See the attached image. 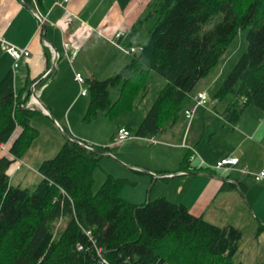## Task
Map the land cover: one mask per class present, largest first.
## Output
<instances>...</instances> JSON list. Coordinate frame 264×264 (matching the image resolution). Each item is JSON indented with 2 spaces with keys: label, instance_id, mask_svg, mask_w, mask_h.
Masks as SVG:
<instances>
[{
  "label": "trees",
  "instance_id": "obj_1",
  "mask_svg": "<svg viewBox=\"0 0 264 264\" xmlns=\"http://www.w3.org/2000/svg\"><path fill=\"white\" fill-rule=\"evenodd\" d=\"M130 1L118 0L121 7ZM218 12L223 19L204 28ZM243 27L250 29L249 45L217 90L214 108L236 123L248 105L264 110V0H149L120 39L140 46L131 62L105 79L86 78L90 104L84 121H92L102 110L113 115L116 104L120 111L131 110L154 71L166 83L137 136L160 132L185 113L195 99L194 88L215 72ZM142 34L143 41H138ZM35 79L19 91L14 71L0 81V148L7 141L9 149L0 156V264H234L242 229L216 225L166 196L141 203L126 200L121 192L128 178L112 174L94 192V171L103 152L74 139H67L54 158L40 164L42 180L34 190L11 184L9 167L41 132L32 119L42 110L27 105ZM119 85L120 98L112 101L110 87ZM191 156L184 157L180 170L199 168L190 163ZM238 183L247 191L245 183ZM233 187L224 180L222 189ZM63 216L68 223L61 231L56 224Z\"/></svg>",
  "mask_w": 264,
  "mask_h": 264
},
{
  "label": "rangeland",
  "instance_id": "obj_2",
  "mask_svg": "<svg viewBox=\"0 0 264 264\" xmlns=\"http://www.w3.org/2000/svg\"><path fill=\"white\" fill-rule=\"evenodd\" d=\"M221 19H223V13H216L212 20L206 22L204 28H212ZM248 32H250L249 28L243 27L240 29V32L233 38L223 54L219 67L216 68L214 73L200 80L198 86L194 88L193 92L196 94L200 89L207 88L211 99H209L208 104L197 108L191 126L188 125V120L183 116V113L173 124H166L160 132L152 134L156 136V140L150 139L152 135L147 137L137 136L143 118L148 114L147 112L151 109L153 103L158 100V95L166 83L164 77L152 71L146 83L147 88L137 94L131 110L127 108L120 111V105L116 104V113H113V115H106L105 111L102 110L98 117L92 121H84L85 116L78 118L75 116V107L72 110L70 108L67 114L70 113L69 116H71L74 128L70 127L68 123L66 124L64 120L58 122V117L51 115V113L49 115L50 119H48L49 117H44L36 112L32 123L41 132L34 139L33 146L30 147L28 152L9 167L10 183L34 190L42 180L37 164L42 163L47 158H54L62 145L69 139L68 135L74 134L80 139L83 138L82 140L87 139L92 144H103L111 147L110 154H101L99 166L94 171V192H97L105 178L112 174L120 178H128L129 181L124 185L121 194L123 198L134 203L154 200L159 196L169 197L174 202L184 201L190 202V204L200 199L205 204L201 215L207 221L209 220L219 226L227 224L242 229V244L236 253L234 264L240 262L244 264H264V229L260 230V227L264 225V179L257 180L250 173L242 174L241 171L235 168L227 171L224 168L216 169L209 165L208 167L212 168L209 171L213 170L216 176L223 178L220 179L217 191L208 200H204L202 193L205 188V180L203 178L194 183L191 192L186 196V191L191 188L193 183L191 184L186 177L178 181L177 178L179 179V177L169 178L164 174L167 169L171 170L174 165H179L180 159H184L182 158L184 153L187 155L194 152V156H197L198 160H202L205 151H209L212 157L219 154L225 156L233 153L241 154L240 151H245L244 160L246 165L244 167L248 166L252 172H258L261 168H264V110L248 105L243 118L240 119V122L238 121L241 123L242 127L239 126L241 128H233L234 124L231 123L235 122L222 118L219 113L210 114L216 111L214 96L217 90L223 84L233 66L241 59L247 45H249ZM143 39L144 35H139L138 41H143ZM103 50L108 49L103 48ZM126 57L129 58L128 55ZM99 62H101L103 68L107 67V65L104 66L105 62L101 60ZM121 87V85L110 87L112 101H117L120 98ZM30 94L32 95V92ZM85 97L89 102V94ZM195 102L196 99L191 100L189 107L193 106ZM59 103L60 107L66 105L62 101ZM121 105L124 104L121 103ZM36 107L39 108L38 105ZM205 111H209L207 117L204 116ZM260 122L256 134L254 131L256 125ZM125 124L131 127L129 130H131L132 136L127 138L125 142L119 143L117 140L118 130ZM189 132L190 140H188V144L192 145L185 146L186 148L182 149L183 153L179 151L181 149L177 150L173 148L174 146L169 145V141L185 140L184 135ZM112 134H114L113 142L111 141ZM246 136L248 139H245L244 144H242ZM194 137L197 138L195 141L192 140ZM93 138L98 142L92 140ZM100 140L108 141V143L99 142ZM240 145H242V149L239 148ZM7 151L9 149L0 148V156L7 153ZM218 161H213L215 162L213 163L214 166L217 165ZM233 178L245 182L248 185L247 191L243 192L239 186L222 189L224 180H232ZM181 182L185 185L183 186L184 189ZM67 221L68 216H63L56 225L63 231L68 223Z\"/></svg>",
  "mask_w": 264,
  "mask_h": 264
},
{
  "label": "crops",
  "instance_id": "obj_3",
  "mask_svg": "<svg viewBox=\"0 0 264 264\" xmlns=\"http://www.w3.org/2000/svg\"><path fill=\"white\" fill-rule=\"evenodd\" d=\"M148 1L149 0H131L127 7H121L118 0H39L38 8L42 11L44 16H46V22L48 24L44 27L40 25L38 19L34 15V5L31 0H0V38H6L9 42L31 51L28 55L21 57L19 66L14 68V58L11 53L1 46L0 42V81H2V78L8 71H14L16 79L15 87L16 90L19 91L30 79L37 78L31 81L29 91L33 92L31 91V86L34 84L36 91H38V96L49 108L48 111H44L43 107L39 106L42 110L40 114L44 117H49L51 113V115L53 114L58 117V122L64 120L66 124L68 123L70 127H73L74 124L73 121H71V116H69L70 113L67 114L68 110L70 108L72 110L75 107V116L78 118L84 117L89 103L85 99L88 93L84 95L80 93V84L76 81L75 71L84 74L86 78L89 76H97L104 79L117 73L123 65L131 62V54H128L123 48L116 45L115 42L112 41V38L116 36L115 34L118 31L124 30L125 33L130 31L138 16L146 9ZM65 37L70 39L75 49L80 50L77 57L72 62L64 54L63 38ZM121 44L128 47L138 46L137 42L131 44V46L125 44L124 41ZM55 47L60 50L56 63L54 54L56 52ZM103 48H107L108 50L104 51ZM126 55H128L129 58L126 57ZM100 60L105 62L104 66L107 65V67L103 68L101 62H99ZM195 95L197 94L195 93ZM60 101L66 103V105L60 107ZM208 112L209 111L204 112L205 117L208 116ZM215 113L222 115V118L224 117L219 110L213 113L211 112L210 114ZM201 114L202 112L200 115ZM243 116L244 114L241 118H243ZM219 117L221 118V116ZM48 119H50V117ZM239 122L231 123L234 124L233 128L241 126ZM260 124L261 122L256 125L254 131L256 134ZM191 125L190 123V126ZM125 127H128V125H122L120 129ZM190 132L184 135V142L179 140V143L178 141H169V145H171V147L174 146L173 148L177 150L181 149L179 151L182 152L183 148L192 145L188 144ZM79 135L82 136L81 134ZM113 136L114 134H112L111 141L112 138H114ZM152 136L156 138L155 135ZM195 139L197 138L194 137L192 140L195 141ZM245 139H248V137L246 136L243 139L242 144H244L243 142ZM92 140L98 142L95 138ZM101 140L99 142L108 143V141ZM84 141H87V139ZM241 147L242 145L239 146L240 149H242ZM240 153L241 154H232L238 155L240 158L241 163L237 164L238 169L246 165L244 160L245 151H240ZM232 155L225 156L219 154L212 157L209 151H205L203 159L198 160L197 156H194V152H192L190 163L199 168L208 167L209 165L215 168L216 165L214 166L213 163L215 162L213 161H218L222 157H229ZM184 157H186L185 153L182 158ZM181 162L182 159H180L179 165H174L171 167V170L167 169L164 174L169 178L179 177V179L177 178L178 181L183 177L188 178L193 185L187 190L188 192L186 191V196L191 192L194 183L203 178V180H205V188L203 189L202 196H204V200H208L209 197L217 191L220 179L223 177L216 176L213 170L209 171L212 169L209 167L206 170H199V168H197L193 171L182 172V170H180V166H182ZM40 163L37 164V167L40 166ZM167 172L169 173L167 174ZM171 172L174 175L170 174ZM205 177L208 178L206 179ZM234 180L237 182L240 181L234 178L227 181L234 184L235 187L237 185ZM183 186L185 185L182 183V188ZM180 191L182 192L183 190L181 189ZM187 205L192 213L200 215L205 206L204 202L200 199H197L193 204L189 202Z\"/></svg>",
  "mask_w": 264,
  "mask_h": 264
},
{
  "label": "built area",
  "instance_id": "obj_4",
  "mask_svg": "<svg viewBox=\"0 0 264 264\" xmlns=\"http://www.w3.org/2000/svg\"><path fill=\"white\" fill-rule=\"evenodd\" d=\"M67 1V0H65ZM31 2L34 5L33 8V12L35 17L38 19L40 25H44L43 22L46 21V16H44V14L42 13V11L39 10L38 6H39V0H31ZM40 26V28H41ZM116 36H114L112 38V41L115 42L116 45H118L120 48H123V50L125 52H127L128 54H132L135 52V50L139 49L140 46H135V47H128L124 44H121V42L119 41L121 39V36L125 35V31L121 30L118 31L116 34ZM0 42H1V46L6 49L9 53H11L12 57L14 58L15 62L14 65L16 68L17 66H19V60L21 59V57H23L24 55H28L29 51L27 48H22L19 45H15L11 42H9L8 39L6 38H0ZM63 48L65 50L64 54L67 56V58L72 62L78 55L79 53V49H75V47L72 45L70 39H68L67 37L63 38ZM55 54V53H54ZM75 76H76V81L80 84V93L82 95L87 94L88 93V85L86 82V76H84V74L80 73V72H76L75 71ZM32 90V95L31 98L28 102V106H32L35 107L36 105L38 106H42V104H40L37 96H38V91H36L35 89V85L32 84L31 86ZM194 98L196 99V102L193 106H190L188 108L185 109V113L184 116L186 117V119L188 120V125L190 126L191 120L194 116V114L196 113L197 108H199L200 106H204L206 104H208L209 99H211V97L209 96V92L207 89H203L201 91L198 92L197 95L194 96ZM132 136L131 130H129L128 127L122 128L119 130L118 132V138L117 140L119 141V143H123L125 142V140L129 137ZM155 139L156 138L154 136H152L150 138ZM7 141L1 143V149H5L7 150ZM240 158L238 157V155H232L229 157H223L221 159H219V161L217 162V165L215 166L216 169H220V168H224L225 170H232L233 168H237V164H240ZM238 169V168H237ZM239 171H241L242 174H246V173H250L251 175L255 176V178L257 180L260 179H264V168L260 169L258 172H252L248 166L243 167L241 169H238ZM80 247H82V245H79Z\"/></svg>",
  "mask_w": 264,
  "mask_h": 264
},
{
  "label": "water",
  "instance_id": "obj_5",
  "mask_svg": "<svg viewBox=\"0 0 264 264\" xmlns=\"http://www.w3.org/2000/svg\"><path fill=\"white\" fill-rule=\"evenodd\" d=\"M43 24H44V25H43L44 27H46V25H48L46 21H44ZM55 50H56V52H55V63H56V61L58 60V56H59V54H60V52H59L60 50H59L57 47H55ZM37 98H38L40 104H42V107H43L44 109L48 110L49 108H48L47 104H45V102H43V101L40 99L39 96H37ZM68 137H69L70 139H74V140L78 141L81 145H83V146H85V147L91 148L92 150H96V151H98V152L101 151V152H103V153H105V154H110L109 151H105V150H101V149H99V150H98V149H95L94 147H92V145L90 144V142L84 141V140L78 138V136H76V135H74V134L68 135ZM190 173H193V172H190ZM209 174H210V173H209ZM234 182L236 183L237 186H239V183H238L236 180H234ZM239 188H240V187H239Z\"/></svg>",
  "mask_w": 264,
  "mask_h": 264
}]
</instances>
